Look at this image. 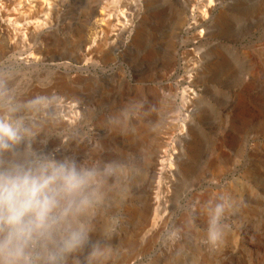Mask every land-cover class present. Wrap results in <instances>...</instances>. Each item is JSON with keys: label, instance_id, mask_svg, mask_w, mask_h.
Here are the masks:
<instances>
[{"label": "rangeland", "instance_id": "rangeland-1", "mask_svg": "<svg viewBox=\"0 0 264 264\" xmlns=\"http://www.w3.org/2000/svg\"><path fill=\"white\" fill-rule=\"evenodd\" d=\"M201 1L103 0L107 16L133 8L147 23L123 54L102 47L81 57L89 47H83L85 40L94 38L89 28L96 0H74L60 14L51 40L32 43L51 52L45 65L26 66L18 55L0 58V87L17 100L55 89L82 108L74 126L57 129L73 138L62 143L53 135L49 149L138 162L113 239L123 250L120 264H264V0ZM207 3L212 10L204 27L186 34L181 19L189 11L199 14ZM59 77L70 88L39 87ZM189 94L195 100L182 112ZM246 110V122H239ZM186 114L194 116L192 151L181 132ZM161 139H167L169 154H178V166L152 178ZM148 198L158 200V208L152 226L137 234L134 214ZM221 199L238 211L225 216L224 242L211 248L204 242L207 210Z\"/></svg>", "mask_w": 264, "mask_h": 264}, {"label": "clouds", "instance_id": "clouds-1", "mask_svg": "<svg viewBox=\"0 0 264 264\" xmlns=\"http://www.w3.org/2000/svg\"><path fill=\"white\" fill-rule=\"evenodd\" d=\"M64 106L55 89L17 100L0 87V264H120L113 239L138 162L49 149L53 135L73 138L57 131ZM236 211L223 199L208 208L206 245L223 244Z\"/></svg>", "mask_w": 264, "mask_h": 264}, {"label": "bare ground", "instance_id": "bare-ground-1", "mask_svg": "<svg viewBox=\"0 0 264 264\" xmlns=\"http://www.w3.org/2000/svg\"><path fill=\"white\" fill-rule=\"evenodd\" d=\"M72 1H74V0H0V58H4V57L9 58L10 56L13 57V56L18 55V56L22 57V59H21L22 63L26 66L36 67L39 65H45L47 61L51 60L49 58L51 52L49 50L42 49L41 46L34 47V46H32V43H36L35 39H37V38H40V41H41L40 44L43 43L44 45H46L51 40L50 36L52 35V33H54V31L57 27L58 20H59L58 18L60 16V14H62V12L68 8L69 4ZM133 1H135V0H133ZM206 1H201V3H204ZM102 3H103V0H96V7L95 8L93 7L94 11H93V17H92V22H91V28H89V29H91V31H93V33L91 35H92V38L93 37L94 38H93V41H91V42L93 44L95 43V46H94V48L91 47V46H93V44L89 45V43H91L89 41H88L89 43H86L87 40L89 39V38H87V40H85L86 41L85 44H83V47L85 45H88L89 47L86 46L85 48H83L81 50V55H80L81 57H87V56L90 57V55H92L93 53H96L97 50H103L102 47H104L107 50V52H109V53L110 52L116 53L117 55L123 54V52H124L123 50L125 49V47H127V45L128 46L134 45L138 41V38L140 36V29H141L142 25L143 24L145 25V22L147 21V19L144 16H141L140 10L133 9L132 7H131L132 9H129L125 13H122V12L119 13V11H118V12H114L113 14L111 13L112 15L108 14L109 16H107V14H104L103 11L101 10L102 9L101 8ZM132 3H134V2H132ZM209 3H211V1H209ZM203 7H205V8L203 9L202 12H199V14H197V12L194 13L193 11H189V13H188L189 15L185 14L186 16L184 17V19L183 18L181 19L178 26L180 28H182L186 34L187 33L189 34V32H191L192 30H196L197 28L201 29L202 27H204L205 17L211 13L212 9H211L210 5H208V3L206 5L203 4ZM115 11H116V9H115ZM20 20L25 21V22L20 24V22H19ZM88 32H89V30H88ZM88 35L90 36V34H88ZM195 37L196 36H194L193 39H195ZM52 45H55V44H52ZM98 53H100V52H98ZM51 57H53V56H51ZM53 85L59 91H65L68 88H70L69 83H67L66 80H64L61 77L56 79V81L54 82ZM192 96H194V95H192ZM193 99H194V97L191 98V95L189 94V97H187L185 99L186 101H184L182 103L181 108L179 107L180 108L179 110H181L182 112L183 111L187 112L189 105L192 104V102H193ZM191 100H192V102H191ZM80 111H82V108L79 105L70 104L69 102L65 101V106L62 109L63 115H62L60 127H62V126L63 127L68 126L69 127L71 125L74 126L76 123V118H77L75 116H77V114ZM245 112H243L241 115L238 116L239 122H246V118H247L246 114L248 112H247V110ZM184 118H183L184 119L183 124L181 126L182 127L181 132H183V135H184L183 139H185V141H186L188 139L193 138L192 136H194V134L192 133L191 127H190V124H191L194 116L186 114V115H184ZM177 120L179 121V119H177ZM177 120H175V122ZM156 121H158V120H156ZM170 123H171V121H169V124ZM178 124H179V122H178ZM146 125H148V124H146ZM176 125L174 123L173 128ZM171 128H172V126H171ZM138 131H139V129H138ZM166 140L161 139V142L159 143V145L157 147L156 153L155 152L153 153L154 159H152V163L150 165V173H151L152 178L159 177L161 175L169 174L171 172L172 165L178 166V164H177L178 163L177 161H179L178 160V154H176V153L169 154L168 142ZM194 145H195L194 141H193V139H191V142H188L186 144V149L188 151H192V149L194 148ZM154 151H155V149H154ZM213 165H212V167H213ZM213 168L215 169L216 167H213ZM157 202H158V200H157ZM157 202H156V199H152V198L149 199L148 198V200H146L144 202L142 207L139 210L137 209L138 211L136 210L137 212L134 214V218H135L134 222H136V224H137V234L143 233L149 227L152 226V224H153L152 212L154 211V209L156 207L158 208V206H156V205L159 204V202L158 203ZM153 216H155V215H153ZM130 240H132V239H130ZM133 243L135 244V242H133ZM129 244H131V243H129ZM134 244H131V246L133 245V247H134ZM134 249H135V247H134ZM132 250H133V248H132ZM129 252H130V250H129ZM129 254H131V253H129ZM128 260H129V258H128Z\"/></svg>", "mask_w": 264, "mask_h": 264}]
</instances>
